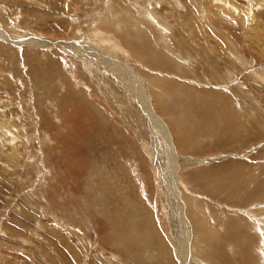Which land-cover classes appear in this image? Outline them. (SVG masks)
Returning a JSON list of instances; mask_svg holds the SVG:
<instances>
[{"label": "rangeland", "instance_id": "rangeland-1", "mask_svg": "<svg viewBox=\"0 0 264 264\" xmlns=\"http://www.w3.org/2000/svg\"><path fill=\"white\" fill-rule=\"evenodd\" d=\"M62 249L264 264V0H0V264Z\"/></svg>", "mask_w": 264, "mask_h": 264}, {"label": "crops", "instance_id": "crops-1", "mask_svg": "<svg viewBox=\"0 0 264 264\" xmlns=\"http://www.w3.org/2000/svg\"><path fill=\"white\" fill-rule=\"evenodd\" d=\"M64 237L66 238L67 241H69V236L66 233V235L63 233ZM73 245V244H72ZM63 253H64V258L66 261H68V263L70 264H75V260L78 262L76 257H79V255L77 254V251H73V252H69L66 251L65 249H62ZM76 256V257H75ZM81 257H84L83 255H81ZM144 259L147 260L148 264H152L151 261L148 260L147 257H145ZM131 262V264H135L134 262H132L131 260H129Z\"/></svg>", "mask_w": 264, "mask_h": 264}, {"label": "bare ground", "instance_id": "bare-ground-1", "mask_svg": "<svg viewBox=\"0 0 264 264\" xmlns=\"http://www.w3.org/2000/svg\"><path fill=\"white\" fill-rule=\"evenodd\" d=\"M6 40H8L7 38H6ZM9 41V40H8ZM87 50V49H86ZM86 54H88L89 55V51H87V52H85ZM94 53V52H93ZM92 53V54H93ZM118 71V70H117ZM131 78V77H130ZM132 92V94H133V91H131ZM158 121V120H157ZM161 125V124H160ZM173 194H174V192H173ZM171 201H172V207H173V209H174V207H175V203H177V197L176 198H174V195H172V198H171ZM178 204V203H177ZM178 206V205H177ZM177 212H179L178 214H177V217L179 216V218H181V219H183V216L181 215V211H182V213H183V210H182V205L181 206H179V207H176V209H175ZM175 216V215H174ZM181 219H179V220H181ZM184 220V219H183ZM182 223H183V221H182ZM186 228V227H185ZM189 230V229H188ZM177 245H178V243H177ZM176 246V245H175ZM184 246V245H183ZM181 257V256H180ZM184 263V262H183Z\"/></svg>", "mask_w": 264, "mask_h": 264}]
</instances>
